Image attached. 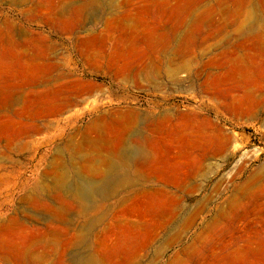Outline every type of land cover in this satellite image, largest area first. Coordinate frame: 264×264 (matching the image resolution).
Segmentation results:
<instances>
[{
  "label": "rangeland",
  "instance_id": "1",
  "mask_svg": "<svg viewBox=\"0 0 264 264\" xmlns=\"http://www.w3.org/2000/svg\"><path fill=\"white\" fill-rule=\"evenodd\" d=\"M0 264H264V0H0Z\"/></svg>",
  "mask_w": 264,
  "mask_h": 264
},
{
  "label": "bare ground",
  "instance_id": "2",
  "mask_svg": "<svg viewBox=\"0 0 264 264\" xmlns=\"http://www.w3.org/2000/svg\"><path fill=\"white\" fill-rule=\"evenodd\" d=\"M127 155H135V154H139L140 150L136 149V148H129L126 150L125 152ZM112 176L106 181H104L103 183H99V184H95V183H89V182H85L82 184L81 189L80 190V196H86V197H90L93 195H98V194H103L110 182L112 181ZM98 183V182H97Z\"/></svg>",
  "mask_w": 264,
  "mask_h": 264
}]
</instances>
